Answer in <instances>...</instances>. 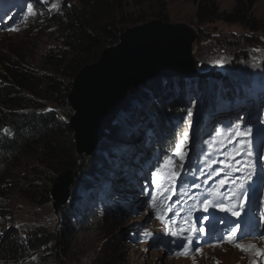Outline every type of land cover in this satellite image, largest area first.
I'll use <instances>...</instances> for the list:
<instances>
[{"label": "rangeland", "instance_id": "obj_1", "mask_svg": "<svg viewBox=\"0 0 264 264\" xmlns=\"http://www.w3.org/2000/svg\"><path fill=\"white\" fill-rule=\"evenodd\" d=\"M62 1L42 0V4L48 9L56 10ZM128 1L131 10H137L136 6L140 3ZM239 1L247 4L251 0H215L221 10L228 12ZM253 1L256 2L253 10L255 17L263 25V30L255 34L240 25L222 22L199 26L196 21V0H166L169 23L188 24L199 34L194 48L196 56L202 61L201 71L214 68L224 75L232 72L227 74L233 77L226 79L227 84L238 83V79L244 78L250 83L253 81L251 85L255 86L235 102H231L232 98L229 101H219L216 112L210 115L205 112V106H189L191 113L185 117L193 127L184 136L183 151L143 171L137 180L135 195L129 197L133 200V208L124 218H107L108 216L103 217L100 213L96 221L101 229H80L76 234L73 250L65 259L66 264H264V206L259 208L264 205V129L254 132L240 129L241 131L228 138L217 127L221 123L228 125L238 118L246 119L245 122L252 126L264 127V82L260 75L264 72V0ZM148 6L146 4L141 8L147 15L146 23L156 19L152 14L158 10L157 5ZM27 14L28 18L38 17L34 8ZM40 17L26 23L22 19L18 21L16 28H6L5 32L0 33V60L5 55H18L33 58L36 65H40L43 54L60 44L54 34L55 28H39ZM230 41H238V44L231 45ZM245 50L250 52L251 61L245 63V67L231 64L232 56ZM238 73L240 74L234 75ZM191 81L205 83V90L198 99L205 102L210 94L219 91V83L224 80L210 84L206 77H197ZM166 83L169 82L163 81L162 84ZM182 83L180 86L189 93V99L200 92V89L192 90L189 82ZM168 85V92L172 90L177 94L178 86ZM168 92L164 94L167 96ZM156 97L157 94L151 100ZM211 97L213 96L210 99ZM241 101L244 105L238 110ZM187 103H184L186 107ZM140 105L143 111L144 103ZM252 106L259 113L251 115ZM137 107L139 106H134L133 111ZM139 109L140 107L138 111ZM236 111L240 112L234 118ZM181 118H175L177 128L181 125ZM119 119V122L123 121L122 115ZM136 133H127L130 142L121 148L119 156L113 160L112 165L117 170L126 168L129 163L132 165L139 156V146L144 144L145 147L148 133L141 142ZM136 143L135 151L133 144ZM207 153L210 159L217 156L215 162L208 166L205 164ZM136 162L138 167H146L147 163L142 159H137ZM21 163L24 166L34 165L37 163L36 157L25 158ZM212 167L215 169L211 174L204 172V169ZM22 170L17 168V176ZM188 174H195L197 179L194 182L188 181ZM72 177L74 179L78 176L72 174ZM120 177L124 179L125 175ZM100 179L93 186L94 189L99 190L104 185H101ZM89 183L92 184V180L84 186L85 190L90 188ZM188 183L191 185L185 187ZM74 194L70 186L68 202L73 199ZM102 195L100 199L103 202L114 201L112 192ZM10 200L9 207L13 212L11 215L17 217L8 218L4 228L0 229V234L4 235L8 228L19 231L26 226H42L49 231H60L63 228V222L58 212L55 213L52 201L50 205L32 206L16 196ZM232 206H236V209L227 218L223 216L228 214ZM239 209H242V214L236 212ZM247 214L249 218L244 221L242 219L240 223L228 221L229 218L237 219ZM114 256L117 258L113 259Z\"/></svg>", "mask_w": 264, "mask_h": 264}, {"label": "trees", "instance_id": "obj_2", "mask_svg": "<svg viewBox=\"0 0 264 264\" xmlns=\"http://www.w3.org/2000/svg\"><path fill=\"white\" fill-rule=\"evenodd\" d=\"M133 1L140 3L135 11L131 10L128 0H63L56 10L44 7L42 0H18L22 4L19 7L20 17L33 20L25 14L27 8L34 7L41 16L39 28H55L54 34L60 44L43 54L40 65H36L33 58L18 55H5L0 60V229L4 228L8 218L15 216L11 215L10 198L16 196L32 206L50 205V185L55 176L71 171L78 177H74L71 184L75 193L73 199L58 210L63 228L60 231H49L42 226H26L19 231L8 228L4 235L0 234V264H66L65 259L73 250L80 229H101L96 221L100 213L107 218H124L133 208V200L129 197L135 195L137 180L145 168L155 163L161 164L171 155L183 151L184 136L193 127L185 117L191 113L189 106H205V112L210 115L216 112L219 101L232 98L231 102H235L255 86L251 85L253 81L250 83L244 78L238 79V83L227 84L226 79L231 76L227 74L232 73L227 72L224 81L219 83V91L210 94L213 96L211 99L209 96L208 100L200 102L198 99L205 90V83L191 80L157 81L140 93H133L127 100L123 121L115 124L97 153L81 157L74 131L68 124L73 115L68 98L76 75L83 67L96 63L107 47L117 44L121 33L127 28L146 23L147 15L141 10L144 5H157L158 10L152 15L169 22L166 0ZM196 1L199 26L222 22L240 25L254 34L263 30L253 11L256 4L253 0L247 4L239 1L230 12L221 10L215 0ZM229 43L235 45L238 41ZM250 58V52L245 50L234 55L231 64L245 67ZM260 75L264 82V72ZM163 81L169 83L162 84ZM182 82H189L192 90L200 89L195 101L194 97L189 99V93L180 86ZM168 84L178 86L177 94L172 90L168 92ZM218 97L220 99L217 100ZM185 102H188L187 107ZM141 103H144L143 111ZM240 103L238 110L244 105L243 101ZM132 104L139 106V111V107L133 111ZM239 112L234 113V118ZM179 117H182L181 125L177 128L175 118ZM236 124L237 121L230 128L221 125L219 130L226 132L230 138L237 129H241ZM136 131H139L140 142L148 133L146 147L136 157V160L144 159L143 155H147V166L138 167L135 160L133 165L129 163L126 168L117 170L112 165L113 160L119 156L121 148L130 142L127 133L131 135ZM133 145L135 149L137 143ZM34 157L37 161L34 165L24 166L21 163L25 158ZM211 162L207 153L205 164ZM134 166L136 168L133 170ZM17 168L23 169L18 176L15 173ZM116 171H119L117 175ZM123 174L124 179L120 177ZM99 179L104 185L95 190L93 186ZM189 179L192 180L193 176ZM89 180L93 183H89L90 188L85 190L84 186ZM109 191L114 201L105 203L100 196Z\"/></svg>", "mask_w": 264, "mask_h": 264}, {"label": "water", "instance_id": "obj_3", "mask_svg": "<svg viewBox=\"0 0 264 264\" xmlns=\"http://www.w3.org/2000/svg\"><path fill=\"white\" fill-rule=\"evenodd\" d=\"M198 38L188 24L155 19L127 28L96 63L83 67L68 98L74 112L68 124L78 154L90 157L97 153L133 93L162 80L206 77L213 84L223 79L224 74L214 68L201 71L202 61L194 48ZM72 181L71 171L55 178L50 189L55 213L68 203Z\"/></svg>", "mask_w": 264, "mask_h": 264}, {"label": "bare ground", "instance_id": "obj_4", "mask_svg": "<svg viewBox=\"0 0 264 264\" xmlns=\"http://www.w3.org/2000/svg\"><path fill=\"white\" fill-rule=\"evenodd\" d=\"M253 38V37H252ZM233 78V77H232ZM235 79V78H234ZM235 81V80H234ZM214 84V83H213ZM195 98V97H194ZM197 98V97H196ZM262 100H264V99H262ZM136 103V102H135ZM140 103V102H139ZM133 105V104H132ZM135 105V104H134ZM133 105V106H134ZM203 107V106H202ZM251 115H255V113H259L258 111H256L255 110V108L252 106V108H251ZM250 118H252V117H250ZM120 120V119H119ZM119 122V121H118ZM139 135V134H138ZM222 136V135H221ZM138 138H139V136H138ZM143 141V140H142ZM140 142V141H139ZM137 147V146H136ZM144 147V145L143 146H139V149H141V148H143ZM146 147V146H145ZM206 148V147H205ZM135 151H136V148H135ZM140 151V150H139ZM170 159H171V157H170ZM181 163V162H180ZM176 164V163H175ZM182 164V163H181ZM133 165V164H132ZM178 165V164H177ZM174 166V165H173ZM179 166H180V164H179ZM201 166V165H200ZM133 168V170L136 168V166H134V167H132ZM176 171H177V169H175ZM118 172L119 171H116L115 172V174L117 175L118 174ZM178 172V171H177ZM119 179H120V177H119ZM203 188V187H202ZM264 212V211H263ZM217 233V232H216Z\"/></svg>", "mask_w": 264, "mask_h": 264}, {"label": "clouds", "instance_id": "obj_5", "mask_svg": "<svg viewBox=\"0 0 264 264\" xmlns=\"http://www.w3.org/2000/svg\"><path fill=\"white\" fill-rule=\"evenodd\" d=\"M31 8H34V7H31ZM31 8H30V9H31ZM16 9L18 10V7H17ZM34 9H35V8H34ZM35 11H36V9H35ZM28 12H29V9L27 8L26 13H28ZM25 15H28V14H25ZM12 16H13V15H11V17H12ZM26 17H27V16H26ZM37 18H39V16L36 17V18H34V19H37ZM34 19H33V20H34ZM136 134H137V133H136Z\"/></svg>", "mask_w": 264, "mask_h": 264}]
</instances>
